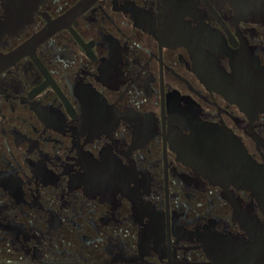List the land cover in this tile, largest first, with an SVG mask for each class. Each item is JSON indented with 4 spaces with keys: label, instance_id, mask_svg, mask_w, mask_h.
<instances>
[{
    "label": "flooded vegetation",
    "instance_id": "flooded-vegetation-1",
    "mask_svg": "<svg viewBox=\"0 0 264 264\" xmlns=\"http://www.w3.org/2000/svg\"><path fill=\"white\" fill-rule=\"evenodd\" d=\"M0 264H264V0H0Z\"/></svg>",
    "mask_w": 264,
    "mask_h": 264
},
{
    "label": "water",
    "instance_id": "water-1",
    "mask_svg": "<svg viewBox=\"0 0 264 264\" xmlns=\"http://www.w3.org/2000/svg\"><path fill=\"white\" fill-rule=\"evenodd\" d=\"M213 157H214V156H212V155H211V156L209 157V159H212V160H217V158H218L219 156H217V157H214V158H213Z\"/></svg>",
    "mask_w": 264,
    "mask_h": 264
}]
</instances>
